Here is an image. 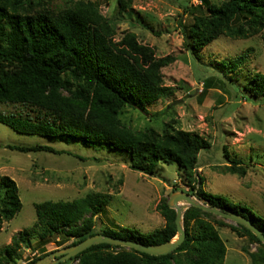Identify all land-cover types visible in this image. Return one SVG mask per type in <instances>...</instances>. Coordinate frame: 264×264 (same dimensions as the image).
<instances>
[{
    "label": "trees",
    "instance_id": "1",
    "mask_svg": "<svg viewBox=\"0 0 264 264\" xmlns=\"http://www.w3.org/2000/svg\"><path fill=\"white\" fill-rule=\"evenodd\" d=\"M201 2V9L205 10L193 14L191 24L182 25L183 45L196 58L202 48L221 36L246 39L264 29V0ZM118 7V14L125 12L130 0H118ZM115 35V27L102 14L97 0H64L62 6L55 5L53 0H0V104H19L32 112H0V123L21 134L67 143L82 140L86 145L123 151L129 154L132 169L149 176L156 174L160 163L176 162L190 194L249 217L264 232V217L250 207L205 190L198 161L200 152L211 147L208 139L172 128L171 124L159 130L135 129L123 122L120 115L125 108L144 110L146 105L173 93L165 84L162 69L175 57L158 56L133 31H125L120 40H115ZM252 52L253 48H248L226 64L240 70ZM211 84L207 78L205 89ZM244 89L252 97L264 99V73H253ZM8 147L21 152H66L48 144ZM229 163L222 167L223 173L245 176L250 170L240 161L232 159ZM177 190L174 184L173 191ZM112 199V194L89 192L72 200L35 203L37 220L0 249V264H18L20 250L29 248L34 239H72L70 246L104 233L159 244L177 234L176 211L167 200L157 206L166 219L161 228L147 233L127 226L96 230V218ZM22 207L16 181L2 175L0 230L3 222L12 220ZM216 217L201 208L189 207L184 214L186 239L166 255L100 243L69 260L79 264H223L227 249L218 226H229L239 236H248L261 244L260 250L250 254V264H264V243L251 230L218 221Z\"/></svg>",
    "mask_w": 264,
    "mask_h": 264
},
{
    "label": "rangeland",
    "instance_id": "2",
    "mask_svg": "<svg viewBox=\"0 0 264 264\" xmlns=\"http://www.w3.org/2000/svg\"><path fill=\"white\" fill-rule=\"evenodd\" d=\"M97 1L116 29L115 40H120L125 31H133L158 56L175 57L162 69L165 84L173 93L146 105L144 110L125 108L120 115L123 122L135 129L161 130L171 124L172 128L208 139L211 147L200 152L198 161L205 190L245 204L264 217V99L254 98L244 89L253 73H264V29L246 39L221 36L202 48L196 58L183 45L182 25L191 24L193 14L202 12L201 0H130V7L120 14L118 0ZM53 2L64 4V0ZM248 48L253 52L240 70L226 64ZM207 78L212 87L205 89ZM0 112L32 113L19 104H0ZM9 144H48L66 152H21L10 149ZM232 159L248 166V174L223 173L222 167ZM130 163L128 153L107 146L21 134L0 123V177L8 175L16 181L23 204L12 220L3 222L0 249L35 223V203L72 200L89 192L113 195L96 218V230L127 226L147 233L163 227L166 219L157 210L158 204L168 202L174 184L177 191L189 189L179 164L160 163L156 174L149 176L132 169ZM216 219L236 224L220 216ZM218 230L227 249L223 264H250V254L260 250L261 244L239 236L229 226H218ZM71 241L34 239L29 248L20 250L18 264H28ZM64 264L79 262L69 260Z\"/></svg>",
    "mask_w": 264,
    "mask_h": 264
},
{
    "label": "water",
    "instance_id": "3",
    "mask_svg": "<svg viewBox=\"0 0 264 264\" xmlns=\"http://www.w3.org/2000/svg\"><path fill=\"white\" fill-rule=\"evenodd\" d=\"M167 204L170 208L175 209L176 211L175 222L177 227V234L169 241L159 244H144L136 240L115 237L104 233H97L76 244L55 250L30 264H59L75 257L87 248L100 243H108L126 248H132L140 252L157 256L169 254L175 251L186 239L187 233L184 226V214L191 206L201 208L205 211L231 220L236 224L245 226L264 243V232L258 228L249 217L237 212L224 210L216 205H212L208 202L200 200L196 196L190 194L188 191H174V193L168 199Z\"/></svg>",
    "mask_w": 264,
    "mask_h": 264
}]
</instances>
